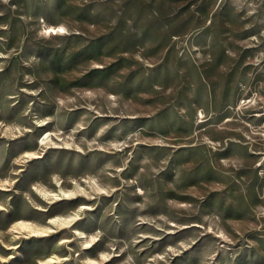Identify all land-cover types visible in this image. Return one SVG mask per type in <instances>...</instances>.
<instances>
[{
	"label": "rangeland",
	"instance_id": "obj_1",
	"mask_svg": "<svg viewBox=\"0 0 264 264\" xmlns=\"http://www.w3.org/2000/svg\"><path fill=\"white\" fill-rule=\"evenodd\" d=\"M0 264H264V0H0Z\"/></svg>",
	"mask_w": 264,
	"mask_h": 264
},
{
	"label": "bare ground",
	"instance_id": "obj_2",
	"mask_svg": "<svg viewBox=\"0 0 264 264\" xmlns=\"http://www.w3.org/2000/svg\"><path fill=\"white\" fill-rule=\"evenodd\" d=\"M63 28L64 31H59V29ZM49 29H53L54 31H49ZM66 28L62 25H59V26H46V32L47 33H54V34H59V33H63L65 32ZM49 135H47L45 138H43L41 140V144L45 143L46 139L48 138ZM53 260V259H50V261Z\"/></svg>",
	"mask_w": 264,
	"mask_h": 264
},
{
	"label": "snow or ice",
	"instance_id": "obj_3",
	"mask_svg": "<svg viewBox=\"0 0 264 264\" xmlns=\"http://www.w3.org/2000/svg\"><path fill=\"white\" fill-rule=\"evenodd\" d=\"M49 31H54L53 29H49ZM59 31H64V29L63 28H61V29H59Z\"/></svg>",
	"mask_w": 264,
	"mask_h": 264
}]
</instances>
